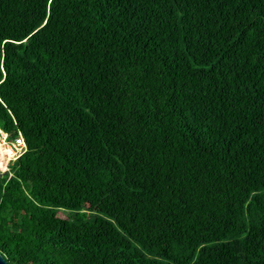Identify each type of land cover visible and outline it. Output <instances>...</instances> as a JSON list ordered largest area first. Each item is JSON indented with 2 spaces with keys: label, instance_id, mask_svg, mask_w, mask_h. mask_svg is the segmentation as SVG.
Wrapping results in <instances>:
<instances>
[{
  "label": "trees",
  "instance_id": "1",
  "mask_svg": "<svg viewBox=\"0 0 264 264\" xmlns=\"http://www.w3.org/2000/svg\"><path fill=\"white\" fill-rule=\"evenodd\" d=\"M0 128L9 264H264V0H0Z\"/></svg>",
  "mask_w": 264,
  "mask_h": 264
},
{
  "label": "built area",
  "instance_id": "2",
  "mask_svg": "<svg viewBox=\"0 0 264 264\" xmlns=\"http://www.w3.org/2000/svg\"><path fill=\"white\" fill-rule=\"evenodd\" d=\"M0 143L5 147L4 151L7 152L9 159L12 160L11 163L22 156L27 150V144L21 133L14 138H10L8 134H3V137H0ZM9 150H11V154Z\"/></svg>",
  "mask_w": 264,
  "mask_h": 264
},
{
  "label": "rangeland",
  "instance_id": "3",
  "mask_svg": "<svg viewBox=\"0 0 264 264\" xmlns=\"http://www.w3.org/2000/svg\"><path fill=\"white\" fill-rule=\"evenodd\" d=\"M0 137H3V134H8L5 132L2 128H0ZM4 148L2 143H0V169L3 172H8L10 170V165L12 160L9 159L8 154L6 151H4ZM27 151V150H26ZM18 159V158H17ZM11 163V164H10ZM12 175V174H11Z\"/></svg>",
  "mask_w": 264,
  "mask_h": 264
},
{
  "label": "water",
  "instance_id": "4",
  "mask_svg": "<svg viewBox=\"0 0 264 264\" xmlns=\"http://www.w3.org/2000/svg\"><path fill=\"white\" fill-rule=\"evenodd\" d=\"M5 174H6V172H3L0 169V179H2L5 176ZM0 264H9V262L7 261V259L1 253H0Z\"/></svg>",
  "mask_w": 264,
  "mask_h": 264
},
{
  "label": "snow or ice",
  "instance_id": "5",
  "mask_svg": "<svg viewBox=\"0 0 264 264\" xmlns=\"http://www.w3.org/2000/svg\"><path fill=\"white\" fill-rule=\"evenodd\" d=\"M9 153L11 154V150H9Z\"/></svg>",
  "mask_w": 264,
  "mask_h": 264
}]
</instances>
